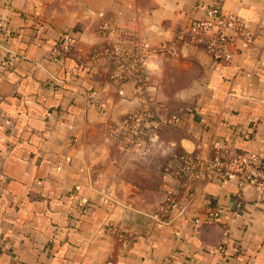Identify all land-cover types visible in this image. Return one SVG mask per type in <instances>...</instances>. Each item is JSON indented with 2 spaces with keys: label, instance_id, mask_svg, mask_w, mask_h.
I'll return each instance as SVG.
<instances>
[{
  "label": "crops",
  "instance_id": "0c3cea01",
  "mask_svg": "<svg viewBox=\"0 0 264 264\" xmlns=\"http://www.w3.org/2000/svg\"><path fill=\"white\" fill-rule=\"evenodd\" d=\"M211 1L0 0V264H264L256 183L165 169L216 141L264 162V0H222L252 35L222 58L177 38ZM114 44L142 81L111 77ZM144 110L163 122L121 128Z\"/></svg>",
  "mask_w": 264,
  "mask_h": 264
},
{
  "label": "built area",
  "instance_id": "2783aa9c",
  "mask_svg": "<svg viewBox=\"0 0 264 264\" xmlns=\"http://www.w3.org/2000/svg\"><path fill=\"white\" fill-rule=\"evenodd\" d=\"M204 15L201 18L194 19L188 27L181 29L177 33V38L183 42H192L204 45L215 58H222L225 53L226 44L234 38H241L247 43L252 42V35L244 21L235 13L222 11V0H212L204 7ZM102 30L109 32L108 23L102 24ZM206 31H212L209 36ZM71 45V39L63 34L50 50L52 58H59L65 53ZM103 55L112 60L111 77L114 79H125L134 70L137 78L142 81V54L138 49L125 50L121 54L118 45L105 47ZM12 65L10 60L5 61ZM152 122L159 125L163 120L152 112L144 110L138 114L129 115L122 120L121 128L124 131L135 133L142 122ZM133 130V131H131ZM214 155L211 158L203 157L198 152H186L175 155L173 159L167 161L165 169L174 177L182 179L183 183L192 181H213L223 180L230 175H236L239 183L251 181L259 186L264 193V162L251 152L241 154H229L221 142L212 144ZM79 203V208H82ZM218 216L216 207L209 216V219ZM110 232L118 233L122 240H128L122 232H118L112 224L107 225ZM104 264H112L107 261Z\"/></svg>",
  "mask_w": 264,
  "mask_h": 264
}]
</instances>
